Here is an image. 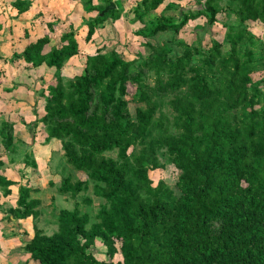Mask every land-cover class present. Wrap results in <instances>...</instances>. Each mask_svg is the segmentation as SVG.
Segmentation results:
<instances>
[{"label": "trees", "instance_id": "obj_1", "mask_svg": "<svg viewBox=\"0 0 264 264\" xmlns=\"http://www.w3.org/2000/svg\"><path fill=\"white\" fill-rule=\"evenodd\" d=\"M93 1L84 0L96 15L109 0ZM164 1L138 0L131 10L130 23L140 24L133 34L150 50L144 58L100 46L84 54L78 73L62 78L65 61L81 53L80 30H60L58 43L45 50L56 30L52 21L21 51L2 57L22 60L23 70L53 68L54 84L40 92V121L46 138L60 141L65 162L86 177L63 178L57 190L75 198L90 180L94 194L106 201L90 224L77 206L59 209L50 234L33 224L23 248L39 264H264V42L247 27L264 23V0L177 3L176 16L146 21ZM30 6V0H10L16 15ZM114 11L85 23L83 43L108 17L117 20L123 8ZM221 12L233 15L232 23L221 24L225 46L214 37L206 48L173 36L148 41L158 33L174 35L201 17L208 27ZM23 35L29 36L26 28ZM148 73L151 85L143 80ZM127 82L135 85L129 99ZM129 100L138 104L133 115ZM165 103L169 114L161 110ZM12 138V123L2 121L5 148H15ZM108 151L116 157L106 156ZM159 154L178 171L175 188L149 177L150 170L164 166ZM15 184L0 171L2 196ZM33 190L18 184L6 219L38 218L40 200L31 196ZM97 242L108 259L95 257Z\"/></svg>", "mask_w": 264, "mask_h": 264}, {"label": "rangeland", "instance_id": "obj_2", "mask_svg": "<svg viewBox=\"0 0 264 264\" xmlns=\"http://www.w3.org/2000/svg\"><path fill=\"white\" fill-rule=\"evenodd\" d=\"M30 8L16 17V11L10 7V0H0V69L2 70V84L0 85V124L2 121L12 123V140L14 149H7L0 141V160L3 165L0 171L7 178L14 180L17 184L11 185V193L8 196H2L0 190V264H39L29 258L28 253L23 246L25 241L33 234V224L41 228L45 233L50 234L56 230V219L60 208L72 209L77 206L81 212L89 215V224L96 220V213L101 205L106 201L94 194L90 180H87V187L78 192L75 198L67 193L58 192L57 188L63 178L69 177L71 181L84 180L86 177L83 172L75 170L67 164L62 154L60 141L47 139L45 126L40 121L43 115L40 102L42 96L40 92L48 84H54L55 77L53 68L40 66L34 69H24V62H8L4 58H9L14 52L21 51L28 40H35L45 31L47 22L55 23V33H49L51 41L45 45V50L52 43H58L57 36L60 30L68 26L78 27L76 34L80 43L81 53L79 56H73L65 61L60 74L62 78L70 77L78 73L82 67L85 53H92L97 47L102 46L104 50H109L117 46L123 57L144 58L150 50L145 46L139 45L144 41L139 36L133 34L134 28L139 26L138 22L130 23L133 16L132 8L138 0H122L124 17L112 24L108 17L94 32L93 38L85 42L80 38L82 28L85 29L83 20L89 16H94L95 10H87V4L84 0H30ZM191 0H165L156 9L146 14V21L152 20L157 15L164 14L169 17L176 16L177 3L186 5ZM102 4L104 0H94ZM117 9H112V15L119 13L121 1L115 0ZM169 7L167 8V3ZM176 2V3H175ZM223 3V2H221ZM101 11V10H100ZM233 15L225 16L223 12L216 15V22L207 27L204 18L189 20L187 24L178 33L172 35L170 31L158 33L148 39L151 43L167 42L170 37L183 39L187 42H193L197 46L208 47L210 38L222 40L226 30L222 24L232 23ZM145 21V22H146ZM235 25V23H234ZM247 27L261 36L264 42V23L250 22ZM27 29L29 37L24 38L22 32ZM193 39V40H192ZM225 46V45H224ZM173 52H180L179 48H173ZM258 76V73L255 77ZM143 80L147 84H152L153 75L146 74ZM11 88V91H6ZM135 85L127 82L129 99L133 93ZM138 104L129 100L128 107L130 114H134L135 107ZM161 110L167 114L170 108L165 103ZM106 156L116 157L115 151L104 153ZM159 160L164 164L163 167L149 171V177L155 184L162 180L172 188L178 176V171L173 165L166 163L165 158L159 154ZM31 161L35 162V166ZM28 184L36 188L31 191V196L40 200L37 209L39 215L36 220L27 219H6L7 208L13 207L16 203L18 184ZM89 199L90 202H86ZM88 224V225H89ZM97 248L94 255L98 259H108L105 247L97 242ZM119 259V253L113 255V260Z\"/></svg>", "mask_w": 264, "mask_h": 264}, {"label": "water", "instance_id": "obj_3", "mask_svg": "<svg viewBox=\"0 0 264 264\" xmlns=\"http://www.w3.org/2000/svg\"><path fill=\"white\" fill-rule=\"evenodd\" d=\"M117 8V5L115 3L114 0H109L108 3L101 9V11H99L96 15L94 16H89L88 18L83 20V24H85L86 22L90 21L91 19L97 17V16H102L104 13Z\"/></svg>", "mask_w": 264, "mask_h": 264}, {"label": "crops", "instance_id": "obj_4", "mask_svg": "<svg viewBox=\"0 0 264 264\" xmlns=\"http://www.w3.org/2000/svg\"><path fill=\"white\" fill-rule=\"evenodd\" d=\"M114 1H115V0H114ZM123 1H125V0H123ZM190 2H191V3H190ZM98 3H99V2H98ZM115 3H116V2H115ZM122 3H123V2L121 1V6H123ZM188 3H190L189 5H192V3H194V0H191V1H189ZM116 5H117V4H116ZM192 6H193V5H192ZM19 15H20V14H19ZM19 15L17 14L16 17H18ZM123 17H124V9H123V11L121 12L120 17H119L117 20L113 21V22L111 21V23L114 24V23H116L117 21H119L120 18H123ZM22 36L24 37L23 32H22ZM28 37H29V36H28ZM28 37H24V38H28ZM29 41H30V40H28V42H29ZM28 42H27V43H28ZM42 111H43V110H42Z\"/></svg>", "mask_w": 264, "mask_h": 264}]
</instances>
